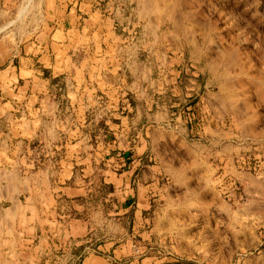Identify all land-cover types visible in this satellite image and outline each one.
Returning a JSON list of instances; mask_svg holds the SVG:
<instances>
[{
  "label": "rangeland",
  "instance_id": "rangeland-1",
  "mask_svg": "<svg viewBox=\"0 0 264 264\" xmlns=\"http://www.w3.org/2000/svg\"><path fill=\"white\" fill-rule=\"evenodd\" d=\"M19 75L0 264H264V0H0L1 114ZM118 151L154 164L136 219Z\"/></svg>",
  "mask_w": 264,
  "mask_h": 264
},
{
  "label": "crops",
  "instance_id": "crops-1",
  "mask_svg": "<svg viewBox=\"0 0 264 264\" xmlns=\"http://www.w3.org/2000/svg\"><path fill=\"white\" fill-rule=\"evenodd\" d=\"M41 57L42 56H40L39 59H41ZM25 59L26 62L23 64L22 66L23 68L22 67L19 68V71L23 69V71H25L26 73L28 70H31V68L29 67L28 58ZM89 59L91 62L92 60L90 57L83 58L84 61ZM88 67L94 68V65L92 63H89L87 68ZM99 72L103 73L104 71L99 67ZM84 73H86L88 77L91 74L88 69H86ZM91 76L93 77V75ZM16 80L18 81L20 80L19 85L18 84L16 85L14 82H12L8 86H5V94L8 97L7 102H9V106L11 107V109L6 111L4 114H1L0 112V153L2 152V148L4 147L7 156H9V158L10 157L14 158V161L18 162V167L20 168V165L22 164L21 162L22 158L20 156L21 149L19 151V154L15 155L14 154L15 150H13L11 146H13L16 142H19V144L21 142H24L25 138L28 137L25 136V134H28L29 130L33 131L34 121L37 116V113L39 112L41 104L39 102L40 99L38 98L39 87H40V83L38 80L33 81V79L27 75L26 77L19 75L16 77ZM7 102H3V104L5 103L7 104ZM48 105H51L52 109L58 108L57 103L55 104L54 101H51L50 104ZM55 117L56 114L54 112L52 113L51 118L56 119ZM13 134L18 135V137H20L19 140L15 141V143L12 142V138H11ZM114 154H115L114 157L115 164L117 165V167H121L122 170V173H120L123 175L121 182H122V187L125 188V194L124 196L120 197L119 205L120 207L125 206L124 210H127L129 208L133 209L134 218L136 219L138 216V211L142 212V208L144 207V202L145 201L147 202L148 200L147 197L144 198V194L155 191L156 182L154 181V178L156 177L153 173L154 170L152 168L154 167V164H149L144 162L140 163L139 160L134 158L132 159V155L128 156V154L124 153V151H118ZM114 168L116 169L115 166ZM135 170H136V173L134 174L135 178L132 179V174L135 172ZM11 180L15 181L16 179L13 180L11 178ZM130 249H131L130 246H128L126 243H122L117 245L114 251L120 250L123 253H128L131 251ZM96 263L100 264L102 262L98 258L97 259L92 258L89 261V264H96Z\"/></svg>",
  "mask_w": 264,
  "mask_h": 264
},
{
  "label": "bare ground",
  "instance_id": "bare-ground-1",
  "mask_svg": "<svg viewBox=\"0 0 264 264\" xmlns=\"http://www.w3.org/2000/svg\"><path fill=\"white\" fill-rule=\"evenodd\" d=\"M29 1H30V0H29ZM27 2H28V1H27ZM160 6H161V5H160ZM24 9H25V6H24ZM24 9L21 10L20 14H22V13L24 12ZM19 11H20V10H19ZM173 11H174V10H173ZM7 175H8V174H7ZM10 177H11L13 180L16 179V175L9 171V178H10ZM11 178H10V179H11ZM16 180H17V179H16ZM26 183H27V182H26ZM14 184H15V183H14ZM11 185H12V184H11ZM15 190H16V189H15Z\"/></svg>",
  "mask_w": 264,
  "mask_h": 264
}]
</instances>
